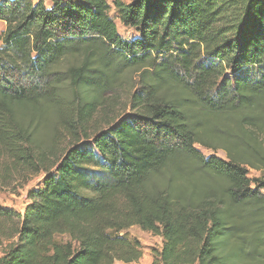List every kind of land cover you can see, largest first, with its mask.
<instances>
[{
  "label": "trees",
  "instance_id": "16d2710c",
  "mask_svg": "<svg viewBox=\"0 0 264 264\" xmlns=\"http://www.w3.org/2000/svg\"><path fill=\"white\" fill-rule=\"evenodd\" d=\"M113 5L138 36L106 0H0V192L45 173L23 211L0 207V264H132L134 225L162 238L151 264H264V0ZM126 72L129 113L45 167L35 117L59 75L83 121Z\"/></svg>",
  "mask_w": 264,
  "mask_h": 264
},
{
  "label": "rangeland",
  "instance_id": "374dc122",
  "mask_svg": "<svg viewBox=\"0 0 264 264\" xmlns=\"http://www.w3.org/2000/svg\"><path fill=\"white\" fill-rule=\"evenodd\" d=\"M33 1L36 2L38 0ZM106 1L109 5V16L114 20L118 33L126 39H132L138 36L135 29L125 27L120 23L113 5L114 0ZM120 1L129 3L132 0ZM48 4L49 3L46 2L47 6H49ZM3 29L4 23L0 21V32ZM63 79L64 74L59 75L61 87L53 90V99L51 98L57 101V104H52H55L53 106L59 109L63 117L61 118L58 114L55 115L54 111L56 108H49L47 113L35 117V121H38L34 126L35 129H37L40 150L43 151L45 156V167L53 165L63 150L73 142V139L77 138L83 140L85 137H91L99 130L104 129L107 126L106 123L110 122L113 118L126 116V114L129 113V107L127 106L128 97L132 90V86L136 85L137 75L134 72L123 73L118 85H115L112 90L104 94L101 107L96 103H92V105L88 107L90 111H88L83 121L80 120V116H83V109L84 106H87L88 100L82 99L79 95H76L75 88L68 83H64ZM108 105L116 108V114H110L111 110ZM82 142L90 143L87 140ZM196 147L205 156L214 154L217 157L224 158V152L219 149L210 150L199 145H196ZM38 168L39 171L37 173L30 174L27 172L17 176L16 180L12 181L15 179L12 178V180L9 181L8 185L0 192V207L19 212L23 211L25 206L29 203L28 192L40 186L44 178V171L42 168ZM53 171L54 170H52V172ZM95 173L96 180L101 178V180H103L104 175L101 171L97 169ZM260 175L261 172L259 171L254 169L248 170V177L250 178H257L260 177ZM262 192L264 193V190H262ZM119 235L136 239L140 243L142 255L137 262L132 264H151L152 249H159L162 243V238L159 235L141 230L136 225L129 227ZM57 238L65 240L67 237L59 236ZM117 264L122 263L117 262Z\"/></svg>",
  "mask_w": 264,
  "mask_h": 264
}]
</instances>
